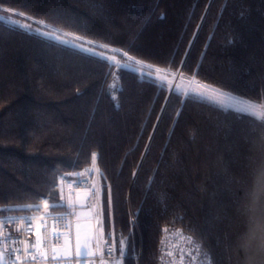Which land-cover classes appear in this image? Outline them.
<instances>
[{
  "label": "trees",
  "instance_id": "1",
  "mask_svg": "<svg viewBox=\"0 0 264 264\" xmlns=\"http://www.w3.org/2000/svg\"><path fill=\"white\" fill-rule=\"evenodd\" d=\"M195 85L264 102V0H0V216L65 212L96 153L123 264H163L165 229L264 264V123Z\"/></svg>",
  "mask_w": 264,
  "mask_h": 264
},
{
  "label": "built area",
  "instance_id": "2",
  "mask_svg": "<svg viewBox=\"0 0 264 264\" xmlns=\"http://www.w3.org/2000/svg\"><path fill=\"white\" fill-rule=\"evenodd\" d=\"M93 185H96V187L99 188L97 171L95 168H93L87 176L73 180L69 183L65 190V199L68 202L69 196H71L76 211L82 207L91 210L89 220L93 226V239L90 242V247L96 252L95 256L78 258L75 255V249L73 247L72 253L66 255L58 254L57 259L51 258L52 249L54 247L63 246V236L73 238V228L77 220L75 216H70L68 220L59 223L54 222L51 217H49L47 219V229H45L42 226L45 214L2 215L0 216V221H3V223L0 224V253H3V264H102L101 250L103 253V264H113L109 257V252L112 251L111 246L114 245L115 247V251L112 252V254L116 257H119V249L115 241V236L112 233H106L103 229L101 200L100 197L94 195L95 189L93 188ZM79 194L85 195L83 199L84 206H79L77 203ZM93 205H95V208H93ZM70 211L71 209L67 207L65 212L52 214V216H60ZM23 217L32 218L30 230H28L24 220L21 219ZM131 222V227L136 225L135 216L131 217ZM54 223L56 231L62 234L57 240L53 239ZM177 232L182 231H165L160 238V249L164 257L163 264H209V259L202 254L200 245L193 240L191 243H189L187 239L180 240L176 235ZM38 235H43L44 240L39 250H36L32 248L31 245L35 244ZM183 236L186 237L185 233H183ZM105 242H107V246L105 245ZM97 245H99V249H97ZM41 252H46L48 258H42ZM168 253H171V255ZM17 256L20 257L19 260L16 259ZM33 256L36 258L33 259ZM125 256L126 254L124 257ZM124 257L121 260V264H123ZM131 257L136 264H139V251H134L131 254Z\"/></svg>",
  "mask_w": 264,
  "mask_h": 264
},
{
  "label": "snow or ice",
  "instance_id": "3",
  "mask_svg": "<svg viewBox=\"0 0 264 264\" xmlns=\"http://www.w3.org/2000/svg\"><path fill=\"white\" fill-rule=\"evenodd\" d=\"M5 11H9L11 12L12 10L10 9H6ZM14 15H19V16H24L23 13H14ZM27 19H31L30 17H28ZM17 21L13 20V23H16ZM38 23L43 24V21H39ZM22 27L25 28H29V25L27 24H21ZM44 35L50 36L53 39H57L59 40L61 43H68L69 41L64 40L62 37L57 36L55 32H51V33H42ZM64 35H71L68 33H65ZM76 39H79L78 37ZM99 47L101 48H107V45H100ZM94 55L97 53H93ZM123 55L125 57L128 58V60H133L135 59L134 57L128 56L127 52H124ZM104 58V57H101ZM137 64L142 63L141 61H136ZM109 66L112 67V62L111 60H109ZM116 66L119 67H124L125 65H119V62L117 61ZM163 80V78H161ZM110 88H114L115 85H110ZM206 93L208 96H211L213 98H221L223 97L226 100L232 101L231 104H228L227 106H225L224 110L227 111L229 110V108H231L233 111H235L237 114L241 115V116H248L253 118L254 120L260 121L261 123H264V102H256V101H250V100H246L240 97H235L233 96L231 93H226L221 91L218 88H211V86H205V91L204 92H199L196 93V95H199L201 97H206ZM91 161H92V168H95L97 172H99V169L96 168V161H97V154L96 153H92L91 156ZM89 170L86 169L85 172H88ZM76 175L78 176H82L84 175V173H77ZM64 178L61 177V182L63 183ZM93 188L95 189L94 195H96L97 197H99L100 194V190L99 188L96 187V185H93ZM61 199H63V196H61ZM65 205H61V204H51L48 205L47 202H45V208L46 210V214L44 217V222H43V228L47 229V219L49 217H51V219L56 222L59 223L61 221H65L68 220L70 216H75L77 219V223H76V233H75V255L79 258V257H87V256H95L96 252L93 251V249L90 247V242L93 239V234L91 232L90 229H85L82 231V226L79 223V218L80 215L79 213H76V208H75V204L72 201L71 196H69L68 202H67V207L69 209H71L70 212L60 215V216H52L51 214V209H55L58 207H64ZM29 210H39V206L38 205H27L26 206ZM93 208H95V205H93ZM8 209H0V211H7ZM9 219H14V218H9ZM24 220L25 224L27 225L28 230L31 229V225H32V218L30 217H23L21 218ZM3 221H0V224H2ZM99 223V222H98ZM165 231L167 232V229H165ZM260 233H261V245H260V252L262 254H264V226H261L260 228ZM60 235H62L61 233H58L56 231V226L55 223L53 225V239L57 240L59 239ZM180 240H184L187 239L189 243L192 242V237H184L182 232H177L176 234ZM44 240V236L43 235H38L37 239L35 241L34 245H31L32 248L39 250L42 242ZM121 247L119 250V257H116L115 255L112 254V252L115 251V247L114 245L111 246L112 251L109 252V257L111 259V261L113 262V264H121V260L125 255V245H126V240L121 239L120 241ZM105 245L107 246V242H105ZM64 247L66 249L71 247V240L70 238L66 237L65 238V243H64ZM97 249H99V245H97ZM182 251V249H181ZM169 255H171V253H168ZM101 256H102V264H103V253L101 250ZM41 257L44 259L48 258V254L46 252H41ZM33 259H35L36 257L33 256ZM52 259H57L58 258V253H57V249L54 247L52 249ZM17 260L20 259L19 256L16 257ZM4 262V257H3V253H0V264H3ZM209 264H211V260L209 258Z\"/></svg>",
  "mask_w": 264,
  "mask_h": 264
},
{
  "label": "rangeland",
  "instance_id": "4",
  "mask_svg": "<svg viewBox=\"0 0 264 264\" xmlns=\"http://www.w3.org/2000/svg\"><path fill=\"white\" fill-rule=\"evenodd\" d=\"M204 91H205V88H202V87H200L198 85H195V87H194V92L195 93L204 92ZM202 98H205V99L210 100L212 102L218 103V104H220V105H222L224 107L227 106L228 104H231L232 103V101L226 100L223 97L218 98V99L217 98H213L211 96H208L207 93H206V97H202ZM97 181H98V176H97ZM62 193H63V196L65 197V191H62ZM83 196H85V195H83ZM99 197H100V195H99ZM82 198H84V197H82ZM100 203H101V201H100ZM82 205H84V203ZM101 212H102V209H101ZM76 213L81 214L80 215V218H79V223L82 226V231L85 230V229H90L91 232H92L93 226H92L91 221L89 220V218L91 216V210L89 208H85L84 207V208L78 209L76 211ZM76 223H77V220H76V222L74 224V228H73V244H72V239L70 237H68L71 240V247L68 248V249H66L64 247V243H65V238L67 236H63L62 237L63 246L55 247L57 249V253L58 254H70V253H72V251H73L72 250V248H73L72 246H74V249H75Z\"/></svg>",
  "mask_w": 264,
  "mask_h": 264
},
{
  "label": "crops",
  "instance_id": "5",
  "mask_svg": "<svg viewBox=\"0 0 264 264\" xmlns=\"http://www.w3.org/2000/svg\"><path fill=\"white\" fill-rule=\"evenodd\" d=\"M68 184V182H66L65 184H64V186H66ZM82 197H84L82 194H79L78 195V198H77V203H78V205L79 206H82V204H83V199L84 198H82ZM83 208V207H82ZM71 238V237H70ZM72 239V241H73V238H71ZM73 244V243H72ZM72 247H74V246H72ZM73 249V248H72ZM64 255H66V254H64Z\"/></svg>",
  "mask_w": 264,
  "mask_h": 264
}]
</instances>
